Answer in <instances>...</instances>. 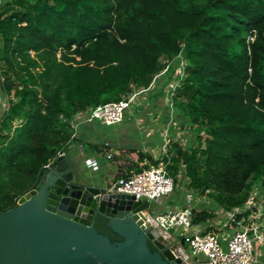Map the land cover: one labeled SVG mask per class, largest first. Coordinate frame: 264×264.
I'll list each match as a JSON object with an SVG mask.
<instances>
[{
	"label": "trees",
	"instance_id": "16d2710c",
	"mask_svg": "<svg viewBox=\"0 0 264 264\" xmlns=\"http://www.w3.org/2000/svg\"><path fill=\"white\" fill-rule=\"evenodd\" d=\"M174 77L172 103L196 144L170 142L168 175L175 183L184 164L189 188L225 210L243 205L264 188V0L2 2L0 212L36 188L76 116L162 78L148 90L157 99ZM192 212L193 224L212 217ZM95 227L121 239L100 216Z\"/></svg>",
	"mask_w": 264,
	"mask_h": 264
},
{
	"label": "water",
	"instance_id": "95a60500",
	"mask_svg": "<svg viewBox=\"0 0 264 264\" xmlns=\"http://www.w3.org/2000/svg\"><path fill=\"white\" fill-rule=\"evenodd\" d=\"M72 166L57 157L0 212V264H197L183 236L164 239L151 224L152 202L83 183ZM98 216L120 240L98 231Z\"/></svg>",
	"mask_w": 264,
	"mask_h": 264
},
{
	"label": "crops",
	"instance_id": "0c3cea01",
	"mask_svg": "<svg viewBox=\"0 0 264 264\" xmlns=\"http://www.w3.org/2000/svg\"><path fill=\"white\" fill-rule=\"evenodd\" d=\"M154 100L156 99L141 95L135 101L139 105L146 106L147 109L149 106L153 108L156 105ZM6 108V97L0 91V116ZM147 115L149 117L137 116V121L127 129L120 128L121 124H124L122 121L120 125L117 123L106 125L99 120L75 121L76 118L73 120L74 134L64 149V157L73 165V169L76 168L79 172L81 182L105 188L117 177L126 176L140 168H145L143 166L148 164L146 156L153 160H163L165 155L168 156L169 144L173 140L171 136L174 133L170 125H167L168 116L164 113L159 115L153 112H149ZM166 135H169L168 139ZM177 142L182 145L179 141ZM107 153H111V158L106 157ZM139 154H144L145 157L139 159ZM183 165L176 173L173 190L153 201L152 206L154 204L156 208L163 211L191 208L192 210L205 209L211 212V218L201 223H194L191 231L214 232L224 245L233 232L242 230L243 227L237 226L233 222H227V210L210 201L206 194H200L188 187ZM182 176L185 177V181L181 178ZM250 210L256 214L255 208L252 207ZM258 216L260 219H255V222L263 224L260 229L262 239H256L254 243L259 263L261 259L264 260V207H260ZM151 224L159 230L164 239L170 237V232L159 228L154 220L151 221ZM185 232L187 233V231ZM177 248L182 251L180 246ZM187 253L189 254V252Z\"/></svg>",
	"mask_w": 264,
	"mask_h": 264
},
{
	"label": "built area",
	"instance_id": "2783aa9c",
	"mask_svg": "<svg viewBox=\"0 0 264 264\" xmlns=\"http://www.w3.org/2000/svg\"><path fill=\"white\" fill-rule=\"evenodd\" d=\"M183 64L184 60L181 59L175 76L181 77L183 75ZM172 80L173 83L170 84L166 92V96H170L168 102L170 106L172 105V95L179 85V78L174 77ZM152 86L153 82L148 88L131 92L118 101L105 103L88 112L79 114L76 116L75 121L99 120L106 125L119 123L123 120L125 116L124 112L130 104L148 92ZM64 155V150L58 151L55 157L44 165V168H50L55 163L57 157H63ZM106 157L111 158V153H107ZM173 186L174 180L167 173L166 162L160 160L156 165H150L142 168L140 171L117 177L111 184L105 187V191L130 194L134 195L136 199L153 202L170 193L173 190ZM260 189L264 192V188ZM255 190L251 191L247 201L243 205L227 210V222H233L237 226H242L243 229L233 232L224 245L220 241L219 236L214 232L199 233L191 231L193 227V212L191 208L166 209L163 213L153 216V220L159 228L168 233L173 227L182 226L188 232L186 234L183 233L182 236L184 237V243L190 248V255L202 254L205 258L200 261L196 259L198 264H257L254 243L256 239H262L260 229L261 226L263 227V224L255 222V219H260L258 214L260 207H264V199L259 200V203L258 197L256 198L255 196ZM252 207L256 209V214L251 212L245 216L246 211L252 209ZM238 215H241V217L237 218Z\"/></svg>",
	"mask_w": 264,
	"mask_h": 264
},
{
	"label": "rangeland",
	"instance_id": "374dc122",
	"mask_svg": "<svg viewBox=\"0 0 264 264\" xmlns=\"http://www.w3.org/2000/svg\"><path fill=\"white\" fill-rule=\"evenodd\" d=\"M4 1L5 0H0V4ZM176 72H177V69L175 70L174 76H175ZM162 82H163L162 78L159 81H155V83H153V87L154 86L156 88L158 86L160 87ZM172 83H173V80L163 87V90L165 93L168 91L169 86ZM143 95L147 96L148 92L144 93ZM156 100H154V102H156V105L153 106V108L151 106H149L147 109L145 108L146 106L139 105V103H137V101H134L133 103L130 104L128 109L124 112L125 118L122 120V122L124 124L122 125L121 124L122 122H119V123H117V125L121 124L120 128L127 129V128L131 127L137 121V116H139V115L148 116L147 113H149V112H151V113L153 112V113H156L159 115L164 113L165 115L168 116V119H169L168 121L170 122V124H168L169 122H167V125L168 126L170 125V128H172V130H174V133L171 136L172 139L175 141L176 140L179 141L183 147L194 146L196 144V136H195L196 133H195L194 127L191 126L190 123L188 121H186L184 117H182L178 112L175 111L173 103L171 106L168 104V102L170 100V96L164 95V96L157 98ZM157 103H160V105H157ZM165 106H166V110H165ZM164 133H165V131H164ZM166 136L168 139L169 135H166ZM203 138H204V136H203ZM173 140H171V142ZM167 147H168V145H167ZM181 178L185 181V177L182 176ZM253 189L257 190V191L255 190V196H256V198L258 197V201L261 199L263 200L264 199V196H263L264 192L261 191V189L257 186L253 187ZM256 203H258V202H256ZM259 203H260V201H259ZM259 203H258V205H259ZM160 213H163V210L156 208V206L153 204L152 208L150 209V215L155 216V215L160 214ZM185 231L186 230L182 226H175L169 232L174 237H179L183 233L186 234ZM184 248L190 254V248L188 247V245L185 244ZM193 257L199 261L205 259L202 254H198V255H195ZM257 264H264V260L261 259L259 261V263L257 260Z\"/></svg>",
	"mask_w": 264,
	"mask_h": 264
},
{
	"label": "flooded vegetation",
	"instance_id": "af4514ba",
	"mask_svg": "<svg viewBox=\"0 0 264 264\" xmlns=\"http://www.w3.org/2000/svg\"><path fill=\"white\" fill-rule=\"evenodd\" d=\"M149 247H150L152 250H156V247H155L151 242H149Z\"/></svg>",
	"mask_w": 264,
	"mask_h": 264
}]
</instances>
